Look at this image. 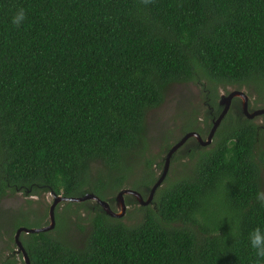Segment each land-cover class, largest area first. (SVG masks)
Here are the masks:
<instances>
[{"label": "trees", "instance_id": "16d2710c", "mask_svg": "<svg viewBox=\"0 0 264 264\" xmlns=\"http://www.w3.org/2000/svg\"><path fill=\"white\" fill-rule=\"evenodd\" d=\"M201 77L213 86L209 98L219 85L246 88L257 95L252 110L264 109V0H0V201L9 191L92 193L116 211L109 196L137 172L128 161L149 149L148 114L169 87ZM195 113L183 116L181 135L210 133L213 123L197 129ZM175 133L166 155L181 140ZM213 140L211 150L190 149L198 159L189 174L165 180L137 226L93 201L62 202L53 231L21 235L31 264H264L248 242L253 229L264 231L255 198L264 191V130L230 114ZM158 159L145 161L134 189L150 194ZM49 212H32L36 229L50 224ZM82 215L91 230L78 244L65 234ZM24 224L16 219L13 231Z\"/></svg>", "mask_w": 264, "mask_h": 264}, {"label": "rangeland", "instance_id": "374dc122", "mask_svg": "<svg viewBox=\"0 0 264 264\" xmlns=\"http://www.w3.org/2000/svg\"><path fill=\"white\" fill-rule=\"evenodd\" d=\"M211 87L213 86L210 84V82H207V80L202 77L198 83L177 84L169 87V89L166 92V97L162 106L157 110L150 112L147 116L146 131H147V140L149 141L148 142L149 149L148 152L145 153L144 158L134 157L135 158L134 160L128 161L129 165H132L136 168L134 169V172L135 171L137 172L134 173L133 175L132 173L130 174L131 176L130 182L126 183L123 189L136 190L133 188V186H135V182H137V180H139L140 178L142 180L143 176L137 178L135 177L137 175L145 173L144 171L146 169L144 168V165H145V161L148 159L153 162H156L157 158H159L158 162L160 164L158 165L159 166L162 165V168L161 167L159 168V166L157 165L155 167V170L157 171L158 176L162 175L163 173L162 169H164L163 164L166 158L165 153L167 151L166 149L165 150L163 149L166 147V145H170L174 143L173 138H171L173 133L176 132L174 134L176 138L181 135L180 131H181L182 119H183L182 125L186 123V120L183 117L185 114L190 113L192 111L196 112L195 114L197 119V125L199 126L197 129L202 130L203 132H207L210 123L214 124V122L219 118L220 114L223 111V108L219 105L221 101V96L228 95L230 92L234 91L235 88L230 86L224 87L222 85H219L215 87L217 98L211 99L208 96L210 94ZM242 91L248 94L250 106L252 107L254 105L257 95L255 93L253 95L255 97L249 95V91L246 88H244ZM237 100H239V102ZM214 101L222 110L218 112L219 114L218 113L212 114L213 112H209V110H211L209 105H211V103ZM236 102L237 103L235 106L234 103L231 104V108L229 111L230 114H236V113L242 114V105H241L242 101L239 98H237ZM239 106L241 107L239 108ZM229 113L227 114V116L230 115ZM216 114H218L219 116L214 117ZM209 116L211 117V119ZM253 121L257 125H263L264 115L256 117V119H254ZM192 132H195V130H193ZM185 135H181L180 136L181 139ZM206 136L208 137V134H206ZM214 145H215V141L213 140V142L210 144L209 147L208 146L200 147L199 149L206 148L208 150H211L214 147ZM194 147L196 146L193 142H188L183 149L181 148L182 149L181 154L178 155L179 158L176 160L177 162H172L171 160V165L168 174L166 176L165 179L166 183H164V186H167L171 182L180 180L184 176H187L189 174V172L193 168L194 163H196L198 159L197 156L198 153H195L193 155L194 156L193 158L191 159L188 158V155L191 154L190 149H193ZM98 169L99 171L101 170L103 174H106V170L103 167V165L95 168V170ZM95 170L93 173L94 175H96L97 173V171ZM140 190H141L140 194L141 193L144 194L146 188L141 187ZM136 191L139 192V190ZM119 192L117 191L114 195L109 196V197L115 196L112 202L114 207L116 206V197ZM53 202H54V198L51 195V193H45L43 194V196H30V194H26L21 191L11 192V193L9 191L7 193L6 197H4L0 201V262H3L10 257H17V259L19 260L21 259V257H23L21 254L18 253V248L15 243L16 233L13 231L12 228L14 221L16 219H17V223L18 221H23L24 223H26L24 224L25 226L23 227L29 229L36 228L38 226L37 220L40 219L41 217L36 216L35 214L47 213V209L51 207ZM91 207L93 208L94 204ZM152 207L153 205L147 208L149 209ZM141 208L142 207L131 205L129 209L127 208L126 215L123 218L124 220L122 222L128 226H132V227L137 226L142 221L144 216L143 211L139 212ZM59 211H61V209H59ZM32 212H34L35 214H33ZM82 216L81 219L74 218L71 221V224H69L67 234H65L66 237H68V239L73 240L78 244H80L87 238L91 230L90 222H87V220H85L87 218L85 216L83 217ZM48 221H50V218ZM66 228H67V223H63L60 226L59 231L63 232L65 231Z\"/></svg>", "mask_w": 264, "mask_h": 264}, {"label": "water", "instance_id": "95a60500", "mask_svg": "<svg viewBox=\"0 0 264 264\" xmlns=\"http://www.w3.org/2000/svg\"><path fill=\"white\" fill-rule=\"evenodd\" d=\"M239 98L242 101V111L244 116L249 119V120H254L256 117L263 116L264 115V109L260 110H255V111H250L249 109V96L246 92L241 91V90H234L230 92L228 95H222L221 96V101L219 105L223 108L222 113L220 114L219 118L214 122L213 127L211 129V132L207 138L206 141H203L202 137L200 136L199 133L197 132H191L186 134L181 141H179L177 144H175L167 153L166 158H165V165L163 169L162 175L158 178L157 182L154 184L153 188L150 191V194L148 198L145 200L140 192L132 189H122L117 197H116V211H114L108 201L100 199L97 195L95 194H86L83 197H63L61 195H57L54 192L51 193V195L54 198V202L50 207V224L47 227H43L40 229H28V228H20L16 232L15 235V243L18 248V253L23 256V260L25 264H31L30 258L20 240L22 234L30 235V234H40V233H47L50 231H53L56 227V219H55V210L57 206L62 203H83L86 201H93L97 205H99L106 215H108L111 218H116V219H122L126 215V210H127V205L125 202V197L126 196H133L142 206H149L154 202V197L156 194V191L163 185L166 176L168 174L170 165H171V160L173 156L183 147L185 144L188 142L190 138H196L203 147H209L210 144L213 142V139L215 137V134L220 127L222 121L224 118L227 116V114L230 111L231 104L233 103L234 99Z\"/></svg>", "mask_w": 264, "mask_h": 264}, {"label": "clouds", "instance_id": "9594fccd", "mask_svg": "<svg viewBox=\"0 0 264 264\" xmlns=\"http://www.w3.org/2000/svg\"><path fill=\"white\" fill-rule=\"evenodd\" d=\"M151 0H141V3L148 4ZM25 10L23 8L19 9L12 19L13 25L19 27L25 20ZM256 200L264 205V191L258 192L256 194ZM248 242L254 254L259 260H264V231L260 227L253 229L248 234Z\"/></svg>", "mask_w": 264, "mask_h": 264}, {"label": "flooded vegetation", "instance_id": "af4514ba", "mask_svg": "<svg viewBox=\"0 0 264 264\" xmlns=\"http://www.w3.org/2000/svg\"><path fill=\"white\" fill-rule=\"evenodd\" d=\"M238 102H239V100H237ZM233 103L234 104H236L237 102H236V99L233 101ZM242 105V104H241ZM241 107V106H240ZM249 109H250V111L252 112L253 110H252V107L250 106V101H249ZM222 111V110H221ZM242 113H243V111H242ZM244 115V114H243ZM256 119V118H255ZM253 121V120H252ZM260 128H262L263 130H264V124L263 125H260ZM212 129V128H211ZM211 129H210V132H211ZM210 134V133H209ZM209 134H208V136H209ZM200 136L202 137V139H203V141H204V139H205V141L207 140L206 138H208L206 135L203 137L201 134H200ZM183 139V138H182ZM181 139V140H182ZM188 142H193L194 144H195V146H198V147H203L202 145H201V143L196 139V138H190L189 140H188ZM187 142V143H188ZM187 143L185 144V146L187 145ZM185 146H183L182 147V149L185 147ZM182 149H180V153H181V150ZM145 193H147V190L144 192V194L142 193L141 195H142V197L146 200L147 198V195L149 194H145ZM129 201H130V203H129ZM125 202H126V205H127V207H128V209H129V207L131 206V205H135V206H139V207H143V208H147V207H151L152 205H153V207L152 208H154V202L151 204V205H149V206H142L134 197H132V196H126L125 197ZM63 203H66V202H63ZM61 204V203H60ZM58 205L57 207H62L63 205ZM124 219L122 218V221H123Z\"/></svg>", "mask_w": 264, "mask_h": 264}]
</instances>
